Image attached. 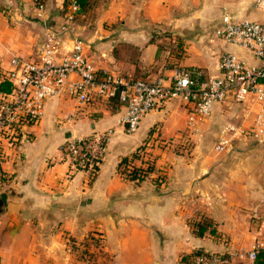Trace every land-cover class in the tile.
Masks as SVG:
<instances>
[{
  "label": "crops",
  "instance_id": "1",
  "mask_svg": "<svg viewBox=\"0 0 264 264\" xmlns=\"http://www.w3.org/2000/svg\"><path fill=\"white\" fill-rule=\"evenodd\" d=\"M42 1L38 17L30 0H0V69L7 70L13 56L36 60L45 23L63 22L64 0ZM255 1L89 0L71 34H62V43L68 49L71 38L84 40L97 68L124 77L165 79L173 65L201 66L217 75V59L225 51L258 63L214 35L225 10L234 20L264 21ZM169 37L183 49L165 62L161 42ZM244 108L232 98L214 104L200 124L210 146L218 140L222 121L240 117ZM123 113L116 102L79 105L56 96L45 102L44 116L28 128V138L3 146L0 264H182V254L197 249L231 264H251L239 254L261 239L264 199L260 183L246 181L240 164L227 160L236 149L218 157L213 147L196 148L190 157L168 151V142L194 137L187 125L188 106L179 99L148 112L134 133L124 131ZM107 128L113 129L111 140L93 174L74 167L62 153L69 137ZM150 136L154 142L147 150L159 156L155 165L161 171L156 168L135 184L120 175L119 162ZM158 142L167 147L158 148ZM168 158L171 165L158 166ZM159 173L166 176L160 184L153 180ZM204 221L209 225L199 235L193 224Z\"/></svg>",
  "mask_w": 264,
  "mask_h": 264
},
{
  "label": "built area",
  "instance_id": "2",
  "mask_svg": "<svg viewBox=\"0 0 264 264\" xmlns=\"http://www.w3.org/2000/svg\"><path fill=\"white\" fill-rule=\"evenodd\" d=\"M35 15H43L42 0H30ZM255 7L264 12V0H256ZM63 22L59 25L45 23L41 51L36 60L16 56L3 70L11 89L0 93V157L5 156L4 145H14L21 138H28V128L44 116L45 102L56 96H68L79 105L101 99L123 106L121 124L126 133L135 132L142 118L171 99H179L188 106L187 125L197 139H201L200 124L207 120L215 103L232 98L242 102L253 113L249 127L225 123L213 150L220 154L232 142L249 136L264 142V21L253 19L234 20L225 10L214 35L233 43L252 54L257 64H249L236 54L222 52L217 60V75L201 66L173 65L165 79L130 78L97 68L85 53L87 43L71 38L65 49L62 34H71L75 19L81 12L77 0H68ZM165 62L180 49L176 38L161 42ZM113 133L112 128L95 131L84 136H71L61 145L62 153L74 167L90 174L106 153ZM261 239L239 256L251 264L259 249H264V232ZM227 262L213 253H202L195 264H221Z\"/></svg>",
  "mask_w": 264,
  "mask_h": 264
},
{
  "label": "rangeland",
  "instance_id": "3",
  "mask_svg": "<svg viewBox=\"0 0 264 264\" xmlns=\"http://www.w3.org/2000/svg\"><path fill=\"white\" fill-rule=\"evenodd\" d=\"M169 38H172V37H169ZM178 43L180 46V49L178 52H180L183 49V46H182V43H180L179 41H178ZM252 117H253V113L250 112L248 110V108L245 106L244 111L242 112V115L240 117H237V116L231 117L230 116V117L226 118L225 120H223L221 125L223 126L225 124V122H230V123H233L237 126L249 127L252 123V119H253ZM200 127L202 128V125H200ZM201 131L203 132L201 139H197V137L194 135V137L191 136V137H188L187 139H181L180 138L179 141L168 142L171 144L170 146H168L169 147L168 151H170L174 155H186V157H190L191 153L196 148L201 149V150L211 149L214 144L212 146H210L211 143H209V142L211 140H209V142L207 141V137H206L207 133H205V131H203V128ZM219 131H220V129H219ZM207 136H209V135H207ZM242 138L243 137H241L240 139H242ZM152 139H153L152 136L146 137L145 141L137 148V150H135L134 153H137L138 156L136 157L135 160H133V162H137V165L143 164L144 167L146 166V164H149L152 167V170L155 171L157 168V165H155V161H156L157 157H159V156H157V154H153V152L147 150V147H150L151 144L154 142V141H152ZM240 139L232 142L231 148H233L232 151H234L236 149L235 150L236 155L233 158H227V160H229V161L233 160L234 163L240 164V167L242 168L243 172L245 173L246 181L247 180H253V181H257L260 183V185H259L260 193L264 199V142H256L255 140H253L249 136H247L246 139H242V140H240ZM212 141L215 142V140L213 138H212ZM159 144H161V143L158 142V148H161L162 150L165 149V147H167L166 144H161V146H159ZM212 152H213V156H215V157H218L220 155V154L215 153L213 148H212ZM169 165H171V163H169V158H168V159H166V164H161L158 166L166 167ZM158 170L161 171V169H158ZM257 170H259V176L256 175ZM152 172H150V174H152ZM150 174H148L147 177H149ZM165 178H166V176L164 174L159 173V174L155 175L153 180L160 184V183L165 182ZM262 204L263 205H262V209H261V213H262L261 216H262V218H264V202H262ZM263 229H264V227H263ZM263 232H264V230H262V233ZM260 235H262V234H260ZM89 255H90L89 253L86 254L87 257Z\"/></svg>",
  "mask_w": 264,
  "mask_h": 264
},
{
  "label": "trees",
  "instance_id": "4",
  "mask_svg": "<svg viewBox=\"0 0 264 264\" xmlns=\"http://www.w3.org/2000/svg\"><path fill=\"white\" fill-rule=\"evenodd\" d=\"M88 1L89 0H77V2H79V4L81 5V9L85 8ZM67 4H68V0H64L63 7L65 8ZM179 53L180 52H177L175 53V55ZM10 89H11V83L9 82L3 70L0 69V93H7L10 91ZM137 156H138L137 153H133L132 155H130V157L128 156L122 157L121 161L119 162L120 175L123 176L124 178L131 180L135 184L141 183L145 178H147L148 174H150V172L153 171L152 167L149 164H146L145 167L143 164L140 165L135 164L133 160H135ZM1 179L2 178L0 176V181ZM193 225L197 227L196 233L200 235L203 234V232H205V230L207 229V225H209V223L207 221H204L200 224L196 223ZM209 231L211 234H215L214 228H210ZM202 253H207V252L197 249L192 252L182 254L181 263L195 264V258ZM221 264H231V263L223 262ZM253 264H264V249H259L257 251Z\"/></svg>",
  "mask_w": 264,
  "mask_h": 264
},
{
  "label": "water",
  "instance_id": "5",
  "mask_svg": "<svg viewBox=\"0 0 264 264\" xmlns=\"http://www.w3.org/2000/svg\"><path fill=\"white\" fill-rule=\"evenodd\" d=\"M5 208V199L3 198V195L0 194V214L3 213Z\"/></svg>",
  "mask_w": 264,
  "mask_h": 264
}]
</instances>
